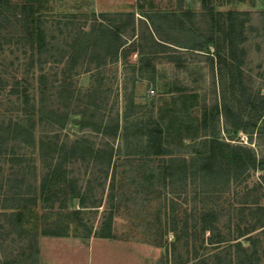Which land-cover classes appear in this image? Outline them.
I'll use <instances>...</instances> for the list:
<instances>
[{"label": "rangeland", "instance_id": "rangeland-1", "mask_svg": "<svg viewBox=\"0 0 264 264\" xmlns=\"http://www.w3.org/2000/svg\"><path fill=\"white\" fill-rule=\"evenodd\" d=\"M11 1L32 5L45 50L38 55V43L31 50L29 34L10 13L11 21L0 29V124L26 115L32 120L33 140L0 144V264H157L161 260L172 264L173 256L185 262L182 244L174 255L153 245L144 235L145 221L161 216L166 223L173 216L204 210L217 212L218 231L230 241L219 250L200 249V255L221 251L222 259L235 256L233 245L247 247L253 238L258 264H264L260 113L231 89L227 69L220 72L212 46L196 51L166 43L170 49L149 54V42L158 36L147 22L150 14L181 16L190 11L194 17L182 32L171 19L158 18L155 23L161 35L172 41L205 39L209 19L202 16L201 0ZM210 1L214 12L236 11L244 20L242 77L252 95L264 96V0ZM127 13H134L135 21L126 27L123 38L141 43L127 58L112 62L106 45L96 53L73 47L79 33L93 24L104 20L122 25ZM221 53L226 55L225 49ZM13 83L26 87L28 106L11 92ZM224 102L229 119L221 113L214 118V105L220 108ZM234 115L242 118L248 132L234 130ZM149 129L161 133L168 154L180 152L190 158L191 152L205 149L203 142L211 141L207 139H216L229 145L216 146L217 157L234 159V147H244L256 158V167L231 179L220 191L206 193L209 183L188 179L177 186V195L161 191V201L148 200L136 191L131 169H145L159 159L148 154ZM76 141L87 150L73 149ZM15 193L34 198L37 204L12 219L6 199ZM59 209L61 215L51 219L52 211ZM56 216L67 224L69 236L42 234L44 227L59 229L53 223ZM35 233L36 260L29 248ZM77 233L84 237L71 235ZM102 233H110L111 238H101ZM197 238L201 240L200 235ZM164 239L170 243L174 234L169 232Z\"/></svg>", "mask_w": 264, "mask_h": 264}, {"label": "trees", "instance_id": "trees-1", "mask_svg": "<svg viewBox=\"0 0 264 264\" xmlns=\"http://www.w3.org/2000/svg\"><path fill=\"white\" fill-rule=\"evenodd\" d=\"M210 2V0H201L204 9L202 16L209 19L206 28L207 35L205 34V39L203 41L192 39L187 41H172L161 35L160 30L155 23V19L158 18L166 20L171 19L176 24V29L179 32H182L185 30L187 22L194 17V14L190 11H184L181 16L175 14L168 16L167 14L161 13L148 15L146 18L152 33L155 35L157 33L158 35H156L157 37L155 39L151 38L149 42V54H152L154 49H170L171 47L168 44H174L179 48L196 51H202L203 49H208L209 46H212L219 61L220 72L222 73L227 69L226 75L231 89L243 97L246 106L257 113H260V125L258 130L264 135V96L258 94L252 95L242 77L241 67L245 57V51L242 47L244 39V20L240 17V13L236 11H229L225 14L214 12ZM10 13L14 19L20 22L22 31L26 32L27 35L29 34L30 39L28 45L31 47V50L34 51L35 43H38L39 47L37 53L38 55H41L45 50V37L42 35V31L39 33L40 35L36 32L39 25L36 27V23H34L35 19L32 5L28 2L13 4L11 0H0V29H4L7 22L11 21L12 18L9 17ZM102 16L105 17V15ZM124 17L125 21L122 25H117L113 22L106 24L104 20L93 24L87 32L82 31L79 33L78 37L74 40L73 47H79L85 52L96 53L100 48L102 49L106 45L110 50V60L112 62H116L119 58H127L130 50L133 51V49H138L137 45L140 41L137 40V38L132 40L123 38V32L126 27L135 21L134 13H127ZM219 33L222 35L220 38L217 37V34ZM221 49H225L226 55L221 53ZM33 57L35 56L32 55V59ZM209 57L213 67V56ZM33 65L34 64L31 63V66ZM2 81L3 79L0 77V83ZM11 90L12 93L20 97L24 106L29 105L30 99L26 87H21L18 83H13ZM229 112V108L225 102L220 108L216 103L213 107L212 115L214 118H217L221 113L228 120L230 117ZM30 121L32 120L28 119L25 115L18 119L10 120L6 125L1 123L0 137L2 138V142L0 141V144H3L8 140H20L22 142L32 141L33 125L29 124ZM241 122L242 118L234 115L233 121H231L234 130L248 132L247 128L244 127ZM145 136L147 140L148 154L151 156H157L159 159H157L154 165H149L145 169L142 168L139 170L132 168L131 173L133 174V179L136 180V191H139V194H143L144 198L146 197L148 200H150L149 197H151L153 200L156 199L161 201V191H167L171 196L177 195L179 190V187L177 186L186 184L188 179L201 182L203 185L209 183V191H206V193L215 190L220 191L228 187L231 179H236L249 168L256 167V158L244 147H234V159L217 157L215 152L216 146L220 145L222 147H228L229 145L226 143H219L216 139H207L211 141L203 142L205 147L204 150L201 151L200 149H196L194 153L191 152L193 155L190 156V158H187L186 156L179 155L180 152H177L178 155L175 156L168 154L161 145L160 132L149 129ZM153 139H156L157 141L153 143ZM196 139H198V137L193 138V140ZM152 144L156 146L155 149H151ZM75 147L87 150L78 141L74 143L73 149ZM243 154H245L244 157L242 156ZM137 175L140 177H137ZM44 186L45 183L42 187L44 188ZM72 188L75 190L73 184ZM6 201L10 204L7 208L12 210L10 212V217L12 219L19 216L18 211L34 210V206L37 204L36 199L26 197V195H21L19 193L9 196ZM60 210L63 209L52 211L53 215H50L51 219L52 217H55L54 215H61ZM171 219L169 222L163 223L161 221V216H158L156 221H154V219L145 221L147 226H145L144 235L149 236L153 240V245L163 247L167 253L170 250L174 255V252L178 249L179 245L182 244V247L186 250L185 253L187 257L184 260L187 263L258 264L253 238L248 239L249 244L247 247H242L239 242H236L235 245H233L236 249L235 256L229 255L222 259L221 251L214 254H199L200 249L204 251H207L209 248L213 251L219 250L220 246L230 241L218 231L217 212L204 210L195 214L193 213L192 215L183 214V216H173ZM53 223L59 229L49 230L44 227V229H42L43 235H70L67 224L60 220L59 216H56ZM170 226L171 229L169 230ZM260 228H263L262 230L264 231V221L261 223ZM253 231H255V229L247 231L244 234H250ZM169 232L174 234V241L170 243L164 239V236ZM206 233L208 234V237L207 239H204ZM244 234H241L240 237L244 236ZM71 235L73 237H84L79 233ZM199 235L201 237L200 241L197 238ZM100 237L111 238V235L110 233H102ZM237 238L234 240H237ZM36 239L37 233L31 237L29 244V248L33 255L32 257L35 258V260L39 250L36 244ZM197 242L200 243L197 245ZM180 260L176 261V258L173 256L171 263L182 264L183 261ZM157 264H162V260L159 263L157 262Z\"/></svg>", "mask_w": 264, "mask_h": 264}]
</instances>
